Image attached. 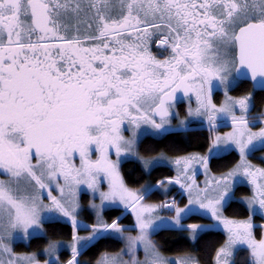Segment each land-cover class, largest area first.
<instances>
[{"label":"snow or ice","instance_id":"obj_1","mask_svg":"<svg viewBox=\"0 0 264 264\" xmlns=\"http://www.w3.org/2000/svg\"><path fill=\"white\" fill-rule=\"evenodd\" d=\"M202 262L264 264V0H0V264Z\"/></svg>","mask_w":264,"mask_h":264},{"label":"trees","instance_id":"obj_2","mask_svg":"<svg viewBox=\"0 0 264 264\" xmlns=\"http://www.w3.org/2000/svg\"><path fill=\"white\" fill-rule=\"evenodd\" d=\"M248 86H244L243 91L247 90ZM234 95H240L242 94L241 92H235L233 93ZM262 105V100L261 97H257V106L258 108ZM193 129H198L195 131H190L187 134L184 133H170L167 137V139L164 142H161L159 144H154V142L149 139L146 141L145 145L141 148L140 152L141 155L144 156H152V155H157L160 152H165L168 155H183L188 152H196L200 151L201 149L198 147V145L203 141L204 137L208 135L206 129H202L199 127H194ZM173 146L177 149H180V151H169V146ZM149 147H154L153 151H147ZM221 163H227V161H221ZM125 171L131 176L132 180H137L140 177V166L137 162L129 160L125 164ZM169 175V171L167 168H161L155 171L152 174V179H158L162 178L164 176ZM144 179H148V177H145ZM143 179H140V183H143ZM131 186H140L139 183H130ZM244 192H239L237 195H243ZM156 197H153L155 199ZM160 199V198H159ZM118 212L113 211L112 216L118 215ZM229 215L233 214H239V215H244V210L241 208L239 205H235L233 209H230L228 212ZM110 219V218H109ZM124 224H128L131 222V218H127L124 221H122ZM206 223L207 221H201V220H192L189 219L185 221V223ZM62 238L65 240L70 239V236H62L58 237ZM155 238L158 242L159 245L162 247V251L167 254V255H181L186 252H194L195 254L199 255V252H196L195 249H193L192 244L190 241L187 240V233H179L176 231H168V230H162L159 233L155 235ZM217 239V237L213 236H207L205 237L204 240L201 241V246L205 244H211ZM46 241H34L32 244V248L30 249H25L24 247L18 248V251H35L38 248H43L44 243ZM119 242H114L113 246L111 248H108L107 250L109 251H114L119 248ZM106 250L104 245H101V247L97 250H95V253H90L82 257L84 260H89V259H95L96 256L99 255V252ZM203 264V262H202Z\"/></svg>","mask_w":264,"mask_h":264},{"label":"rangeland","instance_id":"obj_3","mask_svg":"<svg viewBox=\"0 0 264 264\" xmlns=\"http://www.w3.org/2000/svg\"><path fill=\"white\" fill-rule=\"evenodd\" d=\"M174 123H175V121H174ZM191 127L194 128V127H199V126H198L197 124H193ZM226 130H227V128H226L225 130H223V131H226ZM200 180H203V176L200 177ZM130 186H131V185H130ZM131 187H134V186H131ZM138 187H139V186H138ZM84 203H85V204L87 203V199L84 200ZM84 218L87 220L88 223H91V222H92L91 220H88V219H87V214H85ZM82 233H83V234H86V233H84V232H82ZM122 247H123V246H122ZM161 251H162V250H161ZM162 252H163V251H162ZM163 253H164V252H163ZM164 254H165V253H164ZM165 255H167V254H165ZM140 257L143 258V253H142V252L140 253Z\"/></svg>","mask_w":264,"mask_h":264},{"label":"flooded vegetation","instance_id":"obj_4","mask_svg":"<svg viewBox=\"0 0 264 264\" xmlns=\"http://www.w3.org/2000/svg\"><path fill=\"white\" fill-rule=\"evenodd\" d=\"M234 95V94H233ZM181 115L183 116V109H181ZM225 130V129H224ZM230 130V129H229ZM257 155H259V153L257 154ZM256 161H257V164L259 165V163H261V161L260 160H258V159H256ZM259 222V221H258ZM126 234H128V233H126ZM132 234H134V233H132ZM155 237V236H154ZM157 241V240H156ZM120 244H119V248L120 247H122L123 246V243L122 242H119ZM158 243V242H157ZM159 245V244H158ZM161 246V245H160ZM119 248L118 249H116V250H114V251H117V250H119ZM161 250H162V247H161Z\"/></svg>","mask_w":264,"mask_h":264},{"label":"crops","instance_id":"obj_5","mask_svg":"<svg viewBox=\"0 0 264 264\" xmlns=\"http://www.w3.org/2000/svg\"><path fill=\"white\" fill-rule=\"evenodd\" d=\"M229 129H227L226 131H228ZM254 164H257V161H256V159H253V161H252ZM261 163H259V165H260ZM258 165V164H257ZM136 187V186H135ZM138 187V186H137ZM159 198H161V197H156L155 199H153V201H156V200H158ZM81 235H86V234H83V233H81ZM153 239L156 241V238L155 237H153ZM157 242V241H156Z\"/></svg>","mask_w":264,"mask_h":264}]
</instances>
